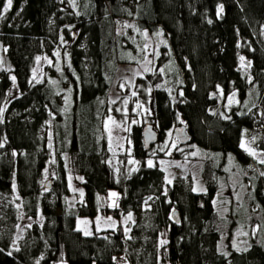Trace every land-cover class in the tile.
Here are the masks:
<instances>
[{
    "label": "trees",
    "instance_id": "obj_1",
    "mask_svg": "<svg viewBox=\"0 0 264 264\" xmlns=\"http://www.w3.org/2000/svg\"><path fill=\"white\" fill-rule=\"evenodd\" d=\"M3 16L0 193L14 194L18 206L6 209L0 264H114L113 257L124 258L116 264H264V163L260 174L238 149L245 130L264 133V0H13ZM124 20L132 27L119 26ZM144 32L163 45L152 70L126 83L127 93H137L127 96L136 113L128 116L125 149L113 155L103 122L118 117L117 86L143 58ZM38 57L47 62L35 80ZM165 79L172 90L161 86ZM146 124L158 136L148 150ZM180 125L186 143L174 136ZM164 157L198 161L205 191L182 178L163 187L156 160ZM68 175L83 178L84 195L72 207ZM224 187L231 193L221 215L214 199ZM108 190L117 192L118 207L103 202ZM129 211L135 219L127 236L120 223L90 236L74 227L78 216L118 220ZM19 215L39 220L18 232ZM239 233L248 239L241 250L230 244ZM160 239L169 243L161 247Z\"/></svg>",
    "mask_w": 264,
    "mask_h": 264
},
{
    "label": "rangeland",
    "instance_id": "obj_2",
    "mask_svg": "<svg viewBox=\"0 0 264 264\" xmlns=\"http://www.w3.org/2000/svg\"><path fill=\"white\" fill-rule=\"evenodd\" d=\"M126 24L130 25V26L125 27L124 25H126ZM119 26H122V28H131L132 22H130L128 20H124V21L119 23ZM162 40H163V38H160V36L154 37V36L148 35V37L145 38L144 48H145V46H147V47H146V50L144 51L143 58L135 66H133L131 68H127L126 69L127 72L124 73L123 78H121V80L119 81L117 88L120 91V93L123 94L122 102L117 107V109L119 108L120 111L117 112L118 117L113 116L112 114L110 116H112L118 123H120L121 127L116 128L112 125L107 126L108 128H111V130H112L111 140H109L108 130L106 128L107 117L105 118V120L103 122V128H104V131L106 134V141L108 144V148H109V151L113 155H116L118 152L123 151L125 149V145L128 142V140H127V131L128 130L125 131L124 129L125 128L128 129V125L130 123L129 121L131 120V118L135 117L133 115L136 113L134 105L131 106V108H128V103L126 105L124 104L125 99H127V101L129 100L127 98V96H129V94L131 93V92L127 93L126 83H129L133 79V77L142 76L143 74L150 72V71L145 72L144 71L145 67L152 70L153 58L157 54L158 47H160V45L163 43ZM146 60L151 61V63H146L145 62ZM1 61H2V52L0 51V63H1ZM46 62H47L46 60L40 59L39 62L37 63V65L35 66V68L33 69V77L35 76V80H38L41 78L42 66ZM122 73H123V71H117V74H119L118 76L123 75ZM136 73H139V74H136ZM178 78H177V80H178ZM122 84L124 85L123 88H121ZM161 86L164 88H167L168 90L173 89V85H171V83L169 82L168 79H165ZM170 88H172V89H170ZM9 92H10L9 93L10 96H12V95L16 94V89L14 87H12ZM128 116L130 117V120H128ZM138 120H139V117H138ZM177 127H179V126H177ZM254 137H255V139H253ZM166 138L170 139L167 136V134H166ZM167 139H165V140H167ZM242 139L245 141V143L252 150H254L257 153V156L255 158L248 155L244 151V149H241L240 143H241ZM258 143L264 144V133L251 134L250 131H246V132L244 131L242 133V136H241V139H240V142L238 145V149L241 152V154H243L244 156H246L248 158L249 157L251 158L253 165L256 167L257 171L261 174L262 170L259 167L261 165H263V163H260V160H264V155H261L262 153H264V151H261L259 149ZM161 160H163L165 162V164L161 165L159 163V161H161ZM173 161L179 163L180 167L172 166L169 163V162H173ZM156 163L158 164L160 169L166 168V171H163V174H164L163 187H165V185L168 184L166 182V179H165L166 177L168 179H171L172 181L177 179V178H182L186 181V183L189 185L191 190L194 187L197 189V191H194V192L199 193V192L205 191V186L202 183L201 179L199 178V163H198V161H188V160L180 161V160H173V159H170L168 157H164V158H158L156 160ZM77 177H80V176H78V175H76V176L68 175L67 176L69 194H68V197L66 198V202H67V205L69 207H72L74 205V201L79 200L81 198L79 191L74 190V189L81 190L80 184H79L80 179H78ZM200 189H203V191H200ZM110 192H116V191L115 190H108L107 194L103 197V202H105L109 207H111L110 205L112 204V200L113 199L116 200V198H110L109 197ZM230 193H231L230 190L224 187L220 191V193L218 194V198L215 197V199H214L215 209L221 215L225 214L228 210V197H229ZM232 194L235 197V199H237L238 196L242 197L243 189L242 188L238 189L236 192L232 191ZM17 201H18V199L14 194H12L11 196H7L5 194L0 193V232H2L5 229L4 226H5L6 209L8 207L13 208V207L18 206ZM238 201H240V199H238ZM148 205H149V202L147 205H145V203H144L141 206V208H146V207H148ZM132 214H133V221H134L135 213L132 212ZM126 215L127 214L122 215L120 217V219H118V220L112 218V221H106L107 217L102 216L100 214L95 215L93 218H86V217H79L78 216L75 218L74 227L76 229L78 227L79 228H85L86 227L89 231H91L93 233H99L102 230L111 229V227H109V224H111L112 222H115L116 225L118 223H120L125 229V227H127L128 223L133 222V221H129V222L125 223L124 217ZM97 216L100 217V221L98 222L100 229H101L100 231H96V226H97L96 217ZM16 218H17V223L14 225V227H15V230L18 232L20 231V229H22L23 226L29 225L33 221L39 220V218L36 220H31V219L25 218L21 215H19ZM81 220H88L90 223L88 225H84V224L80 223ZM221 244H222V242H221ZM235 245H236V243L233 242V246H235ZM219 250L221 251V248Z\"/></svg>",
    "mask_w": 264,
    "mask_h": 264
},
{
    "label": "snow or ice",
    "instance_id": "obj_3",
    "mask_svg": "<svg viewBox=\"0 0 264 264\" xmlns=\"http://www.w3.org/2000/svg\"><path fill=\"white\" fill-rule=\"evenodd\" d=\"M71 2L74 4V0H71ZM12 5H13V0H6V4H5L3 10L0 11V19H3V18H4L3 13H6L8 10H10V9L12 8ZM223 12H224V5H223V4L218 5V8H217V18H221L222 15H223ZM17 14H19V13H17ZM129 15H131V13H129ZM208 22H209V23H212L211 20H209ZM124 26H125V27H129L130 25H127V24H126V25H124ZM143 35L145 36V38L148 37V33H147V32H144ZM157 35H162V33H157ZM146 47H147V46H145V48H144V49H141V50H142V51H145V50H146ZM5 51H6V49H5ZM57 55H58V53H57ZM37 60H39V57L37 58ZM240 61H241L242 67L247 68V67H250V66H251V62H250V61H249L247 64L244 63V61H245V57H243V56L240 57ZM145 62H146V63H151V61H147V60H146ZM137 63H139V61H137ZM144 71H145V72H147V71H151V69L145 67V68H144ZM136 74H139V73H136ZM12 79H13V81H15V77H12ZM33 79H35V76L33 77ZM249 82H251V80H250ZM123 87H124V85L122 84V85H121V88H123ZM218 89H219V86H218ZM150 91H151V90L149 89V93H150ZM219 91H220L221 96H223V90H222V89H219ZM131 95H132V96H136L137 93H136V92H132ZM181 95H183V93H181ZM235 96H236V93L233 92L230 96L227 97V99H228V106H229V107L231 106V104H232V102H233ZM111 103H116V101H115V100H112ZM127 103H128V101H127V99H125L124 104L126 105ZM237 103H239V101H237ZM136 107H137V108H142L143 105L137 103ZM3 111H4V109L0 108V115H2ZM116 111H120V109L118 108V109H116ZM125 114H126V113H125ZM239 114L242 115L243 113H239ZM222 115H223V114H222ZM225 118L230 119V117H225ZM135 122H136V121H133V123H135ZM180 122H181V123H184V121H180ZM108 125H112V126H114V127H116V128H120V127H121V124L118 123V122H117L112 116H108V117H107V120H106V128H107V130H108L109 140H111L112 130H111V128H108V127H107ZM124 130L127 131L128 129L125 128ZM246 131H247V130H245V132H246ZM181 132H182V130H181ZM167 136H168L169 138H171V137H172V132L169 131V132L167 133ZM253 139H255V137H254ZM0 147H3V145L0 144ZM167 147H168V145L165 144V145H164V148H167ZM171 147H172V148H177V142H176V141H173ZM192 147H195V146L192 145ZM240 147H241L242 149H244V151H245L248 155H250V156H252V157H254V158L257 156V153H256L254 150H252V149H251V148L245 143V141H244L243 139L241 140ZM161 150H163V149H161ZM179 150H180L181 152L184 151L183 149H179ZM167 154H168V155H171V151H169ZM13 155H15V153H13ZM190 155H192V156H196L197 153L193 152V153H190ZM261 155H264V153H262ZM185 159H187V156L185 157ZM53 162H54V161H53ZM131 163H137V162H136V161H131ZM159 163H160L161 165L165 164V162H164L163 160L159 161ZM169 163H170L172 166L180 167V164L177 163V162H174V161H173V162H169ZM260 163H264V160H260ZM146 164H147V167H149V168L155 167V165H154L152 159H148V160L146 161ZM136 170H137V169H132V171H136ZM161 170H162V171H166V168H162ZM116 171L118 172L119 169H117ZM45 173L47 174V169H45ZM262 174H264V173H262ZM77 178H78V179H81V180L83 179V178H81V177H77ZM165 179H166V182H167L168 184H171V183H172V180H171V179H168L167 177H166ZM74 190L79 191L80 196L83 197L84 193H83L82 190H78V189H74ZM192 191H197V189L194 187V188L192 189ZM200 191H203V189H200ZM164 194L167 195V191H165ZM109 197H110V198H116V197H117V193H116V192H110V193H109ZM17 198H18V197H17ZM150 199H152V198L149 197L148 199H146V200L144 201L145 205L148 204V200H150ZM169 202H170V201H169ZM110 206H111V207H118V204L116 203V200H115V199L112 200V204H111ZM174 214H175V210H173V215H174ZM170 218H171V217H170ZM99 221H100V217L97 216V217H96V222H97L96 231H100V230H101V229H100V226H99V223H98ZM106 221H112V217H107V218H106ZM129 221H133V214L131 213V211H129V212L127 213V215L124 217V222H125V223H126V222H129ZM175 222L178 223L179 221H175ZM80 223H81V224H84V225H88L90 222H89L88 220H81ZM109 227H111V228L115 231V228H116V224H115V222H112L111 224H109ZM76 230H77V231H82L83 234H84L85 236L93 235V232L89 231L86 227H85V228H79V227H78ZM129 231H130V229H128L127 227H125V229H124V233H125L126 236H127V234H128ZM243 234H244V235H247V233H243ZM161 235L163 236V235H165V234H164V233H161ZM128 238H131V237H128ZM168 243H169V241H168L167 239H160V240H159V246H161V247H163L164 245H166V244H168ZM16 250L19 251V248H17ZM0 251H3V249H0ZM9 255H11V253H9ZM119 259H124V258L121 257V258H119ZM117 260H118V258L113 257L114 264H116ZM37 264H39V262H37Z\"/></svg>",
    "mask_w": 264,
    "mask_h": 264
},
{
    "label": "water",
    "instance_id": "obj_4",
    "mask_svg": "<svg viewBox=\"0 0 264 264\" xmlns=\"http://www.w3.org/2000/svg\"><path fill=\"white\" fill-rule=\"evenodd\" d=\"M174 136L179 143H186L188 141V137L185 134L183 125H180L174 129ZM157 138V131L151 125L146 124L142 127L141 139L145 150H148L149 147L157 141Z\"/></svg>",
    "mask_w": 264,
    "mask_h": 264
},
{
    "label": "crops",
    "instance_id": "obj_5",
    "mask_svg": "<svg viewBox=\"0 0 264 264\" xmlns=\"http://www.w3.org/2000/svg\"><path fill=\"white\" fill-rule=\"evenodd\" d=\"M233 242L236 243V245H235L236 247L233 246ZM230 244L232 247H234L238 250H241V249H244L247 247L248 239H247L246 235H244L243 233H239L236 238L231 239Z\"/></svg>",
    "mask_w": 264,
    "mask_h": 264
},
{
    "label": "built area",
    "instance_id": "obj_6",
    "mask_svg": "<svg viewBox=\"0 0 264 264\" xmlns=\"http://www.w3.org/2000/svg\"><path fill=\"white\" fill-rule=\"evenodd\" d=\"M116 263H122L121 259L118 258Z\"/></svg>",
    "mask_w": 264,
    "mask_h": 264
},
{
    "label": "bare ground",
    "instance_id": "obj_7",
    "mask_svg": "<svg viewBox=\"0 0 264 264\" xmlns=\"http://www.w3.org/2000/svg\"><path fill=\"white\" fill-rule=\"evenodd\" d=\"M242 149V148H241Z\"/></svg>",
    "mask_w": 264,
    "mask_h": 264
}]
</instances>
